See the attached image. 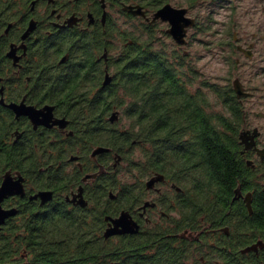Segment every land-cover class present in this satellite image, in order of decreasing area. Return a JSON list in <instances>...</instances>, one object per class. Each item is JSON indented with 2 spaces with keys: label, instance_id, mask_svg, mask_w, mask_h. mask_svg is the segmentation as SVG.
Here are the masks:
<instances>
[{
  "label": "flooded vegetation",
  "instance_id": "flooded-vegetation-1",
  "mask_svg": "<svg viewBox=\"0 0 264 264\" xmlns=\"http://www.w3.org/2000/svg\"><path fill=\"white\" fill-rule=\"evenodd\" d=\"M155 10L148 0H14L0 11V155L8 153L0 186L6 174L12 184L0 200L10 211L0 234L9 230L15 252L31 246L33 230H48L55 213L83 212L106 230L127 212L137 231L109 238L113 260L139 250L166 264H264V123L251 126L243 108L239 131L251 145L239 134L240 181L212 213L194 215L190 174L145 162V142L112 146L113 93L135 44L128 31L167 24L151 20ZM249 95L237 98L241 105Z\"/></svg>",
  "mask_w": 264,
  "mask_h": 264
},
{
  "label": "trees",
  "instance_id": "trees-1",
  "mask_svg": "<svg viewBox=\"0 0 264 264\" xmlns=\"http://www.w3.org/2000/svg\"><path fill=\"white\" fill-rule=\"evenodd\" d=\"M148 1L152 10L168 3ZM13 2L0 0V11ZM133 31H128L135 44L126 50L123 84L119 95L115 90L113 93V108L120 111V118L114 110L117 118L112 146L130 149L145 142V162L176 164L177 171L190 174L194 215L215 212L240 181L242 162L237 148L245 119L243 106L229 78L223 85L205 80L194 86V66L165 30L150 25L140 35ZM227 34L230 39L225 44L233 53L236 46L229 30ZM164 37L173 39L174 45L167 47ZM209 94L220 109H213ZM7 163L8 153L1 154L0 170ZM69 214L55 213V217H49L48 230H33L32 244L26 250L21 247L15 252L10 232L5 230L0 234V264H12L17 259L20 264H166L165 260L141 256L136 253L139 250L132 256L113 260L109 240L112 235L104 237V230H96L100 219L88 218L83 212ZM125 248L120 242V253Z\"/></svg>",
  "mask_w": 264,
  "mask_h": 264
},
{
  "label": "rangeland",
  "instance_id": "rangeland-1",
  "mask_svg": "<svg viewBox=\"0 0 264 264\" xmlns=\"http://www.w3.org/2000/svg\"><path fill=\"white\" fill-rule=\"evenodd\" d=\"M167 2L174 7L187 8V15L193 17L197 23L188 28L184 37L186 43H177L179 49L188 55L196 70L197 79L194 86H199V82L205 80L223 85L228 78L230 83L238 78L245 90L250 92V95L243 99L242 105L246 120L251 126L256 125L261 129L264 119L255 117L253 112H264V0H194V2L167 0ZM136 22L134 21V24ZM158 25L163 30L168 27L163 22ZM228 30L232 39L239 40V44L246 49L249 44L256 42L251 57H246L237 50L230 52V48L225 44L230 39ZM253 34H256V38L252 37ZM163 40L167 47L174 45L170 38L164 37ZM231 61L235 62V65H231ZM209 98L214 105L213 109H220L213 101L214 96L209 94Z\"/></svg>",
  "mask_w": 264,
  "mask_h": 264
},
{
  "label": "water",
  "instance_id": "water-1",
  "mask_svg": "<svg viewBox=\"0 0 264 264\" xmlns=\"http://www.w3.org/2000/svg\"><path fill=\"white\" fill-rule=\"evenodd\" d=\"M124 9L129 10L135 15H144V10L140 5H125ZM187 8L184 7H174L170 3H165L158 9H156L153 14L151 20H162L167 22L168 28L166 32L174 39V41L178 44H184L185 35L189 27H193L195 25V19L189 15H187ZM238 49L242 50L247 56L251 55V51L249 49H243L241 46H238ZM109 81V77L106 75L104 84ZM232 89L237 98L242 96H246L248 92H246L243 88L241 81L238 78L233 79L232 81ZM25 112H28L29 115H35L36 112L31 108H26ZM117 118V112L114 111L112 115V119L115 120ZM248 136H245V133L240 134V139L242 142L247 141ZM252 138V136H250ZM251 143H246V147H249ZM12 184L6 174L0 186V200L1 198L9 193H12ZM10 214L9 210H3L0 208V224L3 222L4 218ZM114 226L112 228L106 229L103 232L104 237H108L113 234H124V233H134L137 231L136 224L131 221L127 212H122L120 216L113 220ZM109 264H118V262H111Z\"/></svg>",
  "mask_w": 264,
  "mask_h": 264
}]
</instances>
